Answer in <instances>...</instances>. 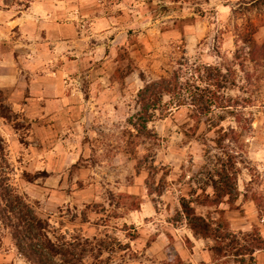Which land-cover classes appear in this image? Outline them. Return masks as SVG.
<instances>
[{"label": "rangeland", "instance_id": "1", "mask_svg": "<svg viewBox=\"0 0 264 264\" xmlns=\"http://www.w3.org/2000/svg\"><path fill=\"white\" fill-rule=\"evenodd\" d=\"M29 2L0 0V51L18 35H43L28 21L4 23ZM65 2L71 12L81 4L91 10L73 19L67 8L57 14L82 34L75 42L78 55L54 59L61 66L84 58L81 68H0V80L8 77L0 88L7 114L0 115V181L5 177L57 232L80 234L86 248L94 238L104 244L96 257L87 250L80 264H236L231 257L213 260L214 242L188 229L178 198L201 194L207 173L223 167L235 199L216 207L191 202L193 212L236 233L256 227L264 239V57H251L264 42V0L59 4ZM39 12L36 24L48 8ZM91 22L103 33L99 51L88 57ZM206 66L213 78L217 71L226 78L217 92L229 105L222 110L212 101L210 112L197 115L194 107L177 104L181 98L190 102L194 88L213 90L222 80L209 79ZM174 71L181 94L164 95L146 121L149 136L136 138L137 90ZM253 260L264 264V250ZM0 264H30L1 224Z\"/></svg>", "mask_w": 264, "mask_h": 264}, {"label": "trees", "instance_id": "2", "mask_svg": "<svg viewBox=\"0 0 264 264\" xmlns=\"http://www.w3.org/2000/svg\"><path fill=\"white\" fill-rule=\"evenodd\" d=\"M256 56L264 57V42L254 46V53L251 57L255 58ZM210 68L208 66L204 68L209 79L213 78ZM213 79L217 81L222 79L213 84L215 89L210 90L208 87L198 89L196 87L194 88L196 92L189 94L190 102L187 103L186 100L181 98L179 101L182 102L177 105L188 104L195 108L197 115H206L211 110L212 101H218V106L223 110L224 107L229 105L226 104L228 100L217 92V88L224 87L221 83L226 78L217 71ZM183 88L182 83L179 82L177 72L174 71L167 77H160L156 80L145 82L137 90V117L132 122L136 138L142 137L143 139L149 136L146 129V121L152 115V112L155 111L162 97L167 94L178 96ZM1 99L2 95L0 93ZM0 106H2L1 101ZM0 109V115L6 116L4 107ZM8 110L10 111L9 108ZM222 135H226V132H222ZM220 140L217 139L216 141L220 142ZM128 143L130 144V141ZM130 152L134 154L133 149H130ZM226 163L228 166H233L230 156H228ZM138 166L140 164L135 167L136 171L139 170ZM214 171V174L207 173L205 180L201 182V194L198 193L192 196V199L178 198L179 214L183 216L186 226L194 235L212 239L214 242L212 255L214 261L231 257L236 264H253V254L256 251L264 250V239L260 236L256 227H252L244 233H236L229 229L227 223L221 222L213 226L209 220L199 214H195L192 206H190V203L194 202L195 205L216 207L221 201H226L230 204L235 199L236 188L232 177L229 176V173L223 167ZM3 178V181H0V224L7 228L14 247L28 263L80 264L87 250L94 251L95 257L101 253V246L103 248L105 246L101 241L98 240L97 242L95 238L94 243L89 244V247L86 248L88 241L86 238L81 239L80 234L72 233V235H69L65 229H60L57 232L49 225L46 219L36 215L32 206L14 191L6 182L5 177ZM206 186L210 187V194H205ZM95 240L97 243H95ZM177 263H179V260ZM222 264H228V262L222 261Z\"/></svg>", "mask_w": 264, "mask_h": 264}, {"label": "crops", "instance_id": "3", "mask_svg": "<svg viewBox=\"0 0 264 264\" xmlns=\"http://www.w3.org/2000/svg\"><path fill=\"white\" fill-rule=\"evenodd\" d=\"M60 0H56V3H50V2H44L39 0H30L28 6L22 10L19 11V13L16 16H10L13 18H7L6 24L11 23L12 25L15 24H23L25 26L26 21L30 22V24L34 27H38L40 29H44L42 32L43 35L37 36V30H36V36L33 37H26L25 35H18V37L11 39V43H6L5 47L0 51V68H81V65L83 64L81 62L82 59L77 60H66V63L63 65H57L55 63V59L57 56L59 57H68V55H78L74 54L78 52L77 45L75 44L76 41H80V35L82 33H77L73 31L76 27L73 24L72 20H64V21H58L57 20V14L63 12L67 8L66 14L73 19L75 14H81L80 16L86 14L85 11H90L91 9L88 8L86 4H81L82 6H79L77 9L79 11L71 12V6L69 3L65 2L66 5L63 6L62 4H59ZM62 3V1H61ZM52 5V6H51ZM61 5V6H59ZM52 7V8H51ZM48 8V12L43 13L45 14L43 18L40 19L39 23L36 24L37 21V15L42 14L39 12L40 9ZM34 10L36 13H34ZM83 12V13H82ZM75 13V14H74ZM37 14V15H36ZM62 14V13H61ZM68 17V18H69ZM8 21V22H7ZM107 22L106 20H100ZM113 24V23H111ZM95 22L90 24V34L89 37L90 40L94 41V43L89 47V52L87 53L88 57H91V55L96 54L97 51H99V42L98 39H101L102 33L101 31L95 30ZM112 26V25H111ZM28 28V27H27ZM84 28V26H83ZM82 28V29H83ZM79 30V29H78ZM65 31L68 32L65 34ZM63 33V35H61ZM35 34V30L33 29V35ZM26 39V40H24ZM81 42V41H80ZM74 44V45H73ZM98 47V48H96ZM80 54L83 53V46H80ZM43 51H46L47 54H44ZM72 53V54H71ZM103 53V52H102ZM85 54V53H83ZM82 54V55H83ZM46 55L47 60L46 62H39L37 61L41 56ZM51 57V58H49ZM58 57V58H59ZM81 57V56H79ZM87 60V59H86ZM68 61V62H67ZM94 68V67H93ZM8 77H1V84L0 88L2 89L6 83ZM19 84V82L17 83Z\"/></svg>", "mask_w": 264, "mask_h": 264}]
</instances>
